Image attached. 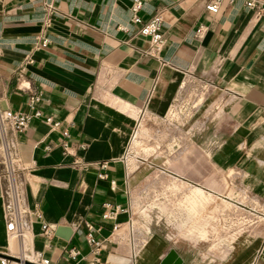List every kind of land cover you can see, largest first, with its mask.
Returning a JSON list of instances; mask_svg holds the SVG:
<instances>
[{
    "label": "crops",
    "instance_id": "0c3cea01",
    "mask_svg": "<svg viewBox=\"0 0 264 264\" xmlns=\"http://www.w3.org/2000/svg\"><path fill=\"white\" fill-rule=\"evenodd\" d=\"M211 1L144 0L140 17L161 15L165 37L150 54L131 20L133 0H0V107L31 112L29 97L40 95L41 116L4 134L30 213V248L50 264H249L259 252L264 264V232L254 249L221 261L210 247L154 228L137 208L152 183L126 157L142 119L188 110L200 157L192 173L233 204L258 205L247 207L264 219V17L245 0H221L213 13ZM193 85L201 101L185 99ZM103 161L107 179L98 176ZM233 188L241 199L228 196ZM108 201L122 209L112 219L102 216ZM87 223L98 228L97 253ZM9 238L0 178V255L9 242L17 248Z\"/></svg>",
    "mask_w": 264,
    "mask_h": 264
},
{
    "label": "rangeland",
    "instance_id": "374dc122",
    "mask_svg": "<svg viewBox=\"0 0 264 264\" xmlns=\"http://www.w3.org/2000/svg\"><path fill=\"white\" fill-rule=\"evenodd\" d=\"M202 93V88L193 85L187 90L185 99L197 98L201 101ZM181 111L182 108L175 110L162 119L145 117L132 138L127 160L133 169H143L140 178L152 183L150 188L143 190L145 197L137 208L154 228L161 229L173 240L195 241L205 249L210 247L221 261L234 258L240 249H254L260 242L262 237L258 234L264 232V219L259 212L247 207L256 209L258 205L233 204L224 196L223 187L217 188L221 195L202 187L207 184L203 173H192L195 160L200 159L193 155L198 137L193 136L194 125L186 122L188 110ZM0 152L1 178L5 157L3 149ZM178 159L185 172L182 169L179 173L176 171ZM218 183L222 182L218 180ZM194 187H201L204 192ZM241 191V188H233L227 194L241 199ZM34 252L26 251L28 259L23 262L17 249L10 248L9 242L8 249L0 257L8 256L10 264H29L27 261L34 259ZM204 255L208 257L209 253ZM259 255L260 252L249 260V264Z\"/></svg>",
    "mask_w": 264,
    "mask_h": 264
},
{
    "label": "built area",
    "instance_id": "2783aa9c",
    "mask_svg": "<svg viewBox=\"0 0 264 264\" xmlns=\"http://www.w3.org/2000/svg\"><path fill=\"white\" fill-rule=\"evenodd\" d=\"M144 0H133L131 5V20L134 24L138 26V31L143 36L149 39L150 47L148 53L150 54H158L165 44V37L162 32V17L159 14L154 15L149 20H143L139 11L143 4ZM246 5L254 10L257 18L264 17V0H245ZM221 0H212L206 5L207 10L217 13L220 9ZM204 26L200 25L196 30V35L199 36L203 33ZM47 44V39L44 38L41 41V45L45 46ZM40 101L39 94H32L28 100V106L31 108V112L27 111H14L12 109H2L0 107V133L2 138V148L4 151L5 157V168L2 170L1 179L3 182V197H4V207H5V216L7 223V230L9 236L12 233H15L18 236H22V232L24 229L30 230V220L28 215V209L25 206L24 202V191L22 181L19 177V173L17 168L14 166L13 159L11 156V151L9 149L8 143L6 142V137L4 134V130L6 127H10L16 131H23L26 129L32 120L33 117L41 116L42 112L38 108L37 104ZM48 121H52L51 117H47ZM55 126H58L59 121H53ZM64 140L63 146L67 151L69 149L67 139L69 137V133L67 130L63 131ZM100 179H107L108 173L107 169L109 167L107 161H103L100 163ZM114 184V182H113ZM103 218L112 219L114 216L121 211V207L119 205H113L111 202H105L103 204ZM88 226V234L87 241L92 246L93 251L97 253L101 247V241L96 239L95 233L98 230L91 223H87ZM117 226H115L116 228ZM43 234L46 236L53 235V228L48 224H42ZM35 251V252H34ZM34 259L30 262L36 264H50L48 259H45L42 254L36 250H34ZM72 256H77L80 252L77 249H71L70 251ZM11 260L8 256L3 255L0 258V264H10ZM251 264H260L259 259L257 258Z\"/></svg>",
    "mask_w": 264,
    "mask_h": 264
},
{
    "label": "bare ground",
    "instance_id": "6f19581e",
    "mask_svg": "<svg viewBox=\"0 0 264 264\" xmlns=\"http://www.w3.org/2000/svg\"><path fill=\"white\" fill-rule=\"evenodd\" d=\"M13 235L10 237L11 241L17 245V251L19 252V255L21 257V260L24 262L26 259H28L26 256V251L31 250L33 252V249L30 248V236L29 232L27 230L22 232V236H18L15 233H12ZM31 254V253H30ZM171 257L175 258L178 262L181 260L176 251L171 252ZM32 261V259H29Z\"/></svg>",
    "mask_w": 264,
    "mask_h": 264
},
{
    "label": "water",
    "instance_id": "95a60500",
    "mask_svg": "<svg viewBox=\"0 0 264 264\" xmlns=\"http://www.w3.org/2000/svg\"><path fill=\"white\" fill-rule=\"evenodd\" d=\"M29 264H36V263H32V262H30V261H27Z\"/></svg>",
    "mask_w": 264,
    "mask_h": 264
}]
</instances>
